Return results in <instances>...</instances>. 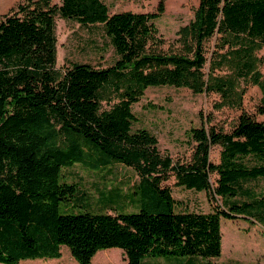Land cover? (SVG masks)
Returning a JSON list of instances; mask_svg holds the SVG:
<instances>
[{
	"label": "trees",
	"instance_id": "obj_1",
	"mask_svg": "<svg viewBox=\"0 0 264 264\" xmlns=\"http://www.w3.org/2000/svg\"><path fill=\"white\" fill-rule=\"evenodd\" d=\"M165 2L159 0L154 12L111 13L104 0H22L0 15L1 264L60 258L62 246L80 264H93L109 248L122 249L127 264H145L149 256L210 259L223 251V217L264 225V193L259 197L247 185L264 179V120L256 116H264L263 58L257 54L264 47V0H200L195 18L177 32V51L162 48L156 26ZM58 14L84 25L102 23L115 63L57 68ZM216 35L208 59L206 43ZM250 84L263 94L256 114L244 109ZM151 86L217 93V109L241 113L230 131L207 127L213 117L191 127V158L174 160L155 133L133 129V104ZM216 145L218 163L210 160ZM77 163L134 168L140 177L130 194L135 209L62 213L61 203L78 189L62 180V170ZM172 176L176 186L206 191L213 204L221 197L223 205L208 213L177 209L179 201L164 185ZM113 198L101 201L114 204Z\"/></svg>",
	"mask_w": 264,
	"mask_h": 264
},
{
	"label": "rangeland",
	"instance_id": "obj_2",
	"mask_svg": "<svg viewBox=\"0 0 264 264\" xmlns=\"http://www.w3.org/2000/svg\"><path fill=\"white\" fill-rule=\"evenodd\" d=\"M22 0H0V15L16 8ZM108 3L111 13L123 10L154 12L159 0H104ZM60 4V0H53ZM165 12L156 20L161 37L164 39L162 48L165 51L181 49L177 34L180 27L195 18L200 0H166ZM57 68L68 67L74 62L90 63L94 66L107 67L115 63L117 55L106 36L102 23L81 24L76 19L63 18L56 15ZM217 36L206 43V56L210 59L215 51ZM263 58L260 70L264 73V47L257 52ZM217 74L222 73L217 71ZM262 91L258 86L248 85L244 96V109L256 114V107L261 102ZM221 100L217 93L195 94L188 88L173 86H151L146 89L144 96L133 104V112L137 117L133 129L145 127L159 138L162 152L170 154L174 160L187 161L194 150L191 138V127H200L207 117H213L211 124H216L225 131H230L241 111L236 108L224 107L217 109L215 103ZM258 120L264 116L256 114ZM221 147L216 145L210 150V160L218 163ZM62 180L77 183L75 196L61 203L62 213H83L85 211L109 212L115 214L121 206L132 211L135 208L130 202L133 185L140 179L136 170L122 163L91 169L81 163L73 167L63 168ZM216 174L211 175L215 183ZM172 176L164 185L172 189L173 196L179 201L177 209L208 213L215 205L221 207L223 199L217 197L213 204L206 191L190 190L176 186ZM259 197L264 193V179L247 183ZM113 193V194H111ZM118 194H120V203ZM112 195L114 204L101 201L103 196ZM243 201L244 197H237ZM119 203V204H118ZM119 205V206H118ZM223 234V251L221 256L202 259L194 256L191 264H264V225L255 219L238 217L237 219H221ZM62 257L54 259H29L19 264H80L71 254L67 246H62ZM102 251V250H101ZM116 259L111 263L127 264L124 251L116 249L113 254ZM190 256L184 257L188 259ZM162 258L165 257H156ZM98 257L94 263L97 264ZM150 258H147L149 260ZM150 261V260H149ZM150 263V262H149ZM1 264V263H0Z\"/></svg>",
	"mask_w": 264,
	"mask_h": 264
},
{
	"label": "crops",
	"instance_id": "obj_3",
	"mask_svg": "<svg viewBox=\"0 0 264 264\" xmlns=\"http://www.w3.org/2000/svg\"><path fill=\"white\" fill-rule=\"evenodd\" d=\"M123 11H132V10H123ZM135 12H142V11H135ZM116 249L117 248H109V249H104L102 251L100 250L95 255V257L97 256L99 258L97 264H103L108 261L109 263H111V261L117 258L113 256V254L116 252ZM95 257L93 258V264H95L94 263ZM147 258H150L149 259L150 261L147 260ZM147 258L145 259V264H191L193 260V258L185 259L184 257H167V258L162 259V258H156V257L149 256Z\"/></svg>",
	"mask_w": 264,
	"mask_h": 264
}]
</instances>
